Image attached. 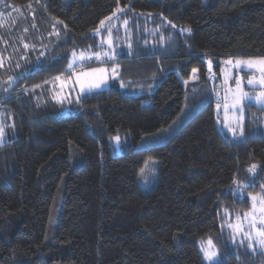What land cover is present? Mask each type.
Masks as SVG:
<instances>
[{"label":"trees","instance_id":"trees-1","mask_svg":"<svg viewBox=\"0 0 264 264\" xmlns=\"http://www.w3.org/2000/svg\"><path fill=\"white\" fill-rule=\"evenodd\" d=\"M7 2L39 3L42 18L59 21L67 40L15 81L0 74V108L16 127L15 137L0 145V264H204L198 241L221 245L231 220L249 210L248 194L264 191V135L224 134L213 100L189 103L184 82L194 68L196 84L205 82L206 56L264 57V0ZM115 15L176 27L160 52L133 45L116 59L122 68L140 66L120 75L126 92L86 94L68 116L34 105L27 88L47 87L67 73L70 52L93 51V32ZM135 76L150 94L132 93L128 79ZM154 134L164 135L158 144L133 148ZM113 137L120 154L110 146ZM147 160L157 161V170L154 186L142 192L136 179ZM237 186L244 197L235 196ZM53 210L57 222L49 232ZM220 250L218 264L264 263L259 252Z\"/></svg>","mask_w":264,"mask_h":264},{"label":"rangeland","instance_id":"rangeland-1","mask_svg":"<svg viewBox=\"0 0 264 264\" xmlns=\"http://www.w3.org/2000/svg\"><path fill=\"white\" fill-rule=\"evenodd\" d=\"M43 12L39 3H32L21 8H15L11 6L7 0H0V74L5 75V80L7 82H13L21 73H27V66L33 65L32 68H39L40 62L47 56V53L51 51L58 44H62L67 40V33L64 26L53 20H45L42 18ZM127 21V24H125ZM151 19L148 17L143 18H127L125 16L115 15L108 18L103 26L98 28L100 34L97 35L96 31L93 32L96 38V47L87 49L85 51H71L70 56L67 62V73L60 75L61 80H56L55 78L49 79L47 81L48 88L45 86L40 87H31L27 88L28 96H31V102L38 107L45 108L48 115L52 116H68L74 114L78 111L79 99L90 93H94L103 88H116L118 90H123L126 92L127 83L124 80L120 79L122 74H131L134 70L140 69V66L133 65L122 68L118 65L119 62L116 61L118 57L124 56L125 52L128 54L129 49L135 46H144L145 51L155 53L160 52L164 49V42L166 43L167 35L171 34L173 31L172 27H168L163 22H158L156 24H151ZM148 24V25H147ZM111 29V36L108 35V29ZM167 29V30H166ZM58 33V34H57ZM170 37V36H169ZM111 40L112 47H108V40ZM165 40V41H164ZM157 41V42H156ZM154 43H159L158 46H154ZM170 43L169 38L167 39V45ZM25 45H28L26 48ZM147 45V46H146ZM96 48V49H95ZM75 52L77 57L81 52L86 56L93 54L95 52H107L110 56L114 57L109 60L107 57L102 56L100 60H96L93 56V59L84 61L76 60L73 69H68V64L73 61L72 53ZM264 58L263 56H253V57H243V56H226L222 58L215 59L214 57L206 56L204 57L206 75L205 82L201 83L202 85L196 84L197 79L193 78V72L188 79L186 86L185 100L189 103L195 104L197 100H206L211 99L214 102V111L217 117L216 123L221 132L229 135L232 138H243L245 132L249 137L264 135V114L254 113L250 110V107L257 109H262L260 105L255 103H249L245 101L244 107V135H237L233 137L232 133L228 131V128L225 127V124H230L233 127L235 126V120L238 116V113L231 109L225 108V104H231V97L227 93L228 87H235L234 79H230L228 84L224 83L225 74L231 75L233 78L237 75L245 77L244 90L252 93V89L247 85L246 78L248 70L243 71L236 69L228 64L225 61L232 59L235 62L236 59H259ZM208 61L212 62V72L208 71ZM217 63V68L215 64ZM90 64H93V67H89ZM97 65V66H95ZM93 68H105L107 69V82L102 84L99 89H95L92 92H81L79 85L75 83L77 76L81 72H88ZM116 69L115 75L112 72V69ZM231 69L229 72L228 70ZM223 70V71H222ZM24 71V72H23ZM122 71L124 73H122ZM255 76L258 78L260 73L255 72ZM210 76L212 78H210ZM197 77V72H196ZM136 79H128L131 85L132 93L135 96L141 94H150L152 90H149L148 84L144 81H139V86H136ZM54 79V80H53ZM52 80V81H51ZM69 82L68 87L61 88V83ZM137 87V89H136ZM140 87V88H139ZM41 89V90H40ZM257 90H259L257 86ZM60 95L63 98L62 102H57L56 96ZM228 95V99L225 97ZM197 97V98H195ZM79 98V99H78ZM142 103H148V100L143 101ZM219 104V108L217 105ZM45 115V114H44ZM8 124V125H7ZM0 126L3 128L9 126V122L5 119L4 114L0 112ZM246 127V128H245ZM16 129V127H14ZM167 133V132H165ZM164 133V134H165ZM16 135V132H14ZM13 135V136H14ZM164 135L154 134L151 136H142L139 141L134 145V149H141L145 146H150L158 144L161 137ZM15 137V136H14ZM13 138V137H12ZM7 140L3 138L0 141V144ZM110 146L113 148V152L116 154L121 153L120 143H117L113 138L110 140ZM147 165V167H146ZM144 170L143 175L141 170ZM157 170V161L147 160L143 166L140 168L137 175V184L142 192L149 191L154 186L155 176ZM256 171V169H255ZM252 175V174H251ZM235 196L242 198L245 196V191L242 187L237 186L235 188ZM250 203H252L250 201ZM251 210V205L248 211ZM54 211V210H53ZM244 212V213H246ZM243 214L237 215L229 224L235 225L238 223L243 224L244 231L237 234L232 228L227 226L229 237L226 238V241L222 242L221 245L215 246V251L218 253L217 260L213 264H218L223 259V254L220 250V247L225 248L227 252L243 251L251 253H261L264 255V248L256 244L255 241H252L253 247H248L250 243L245 239V235L248 232H252L255 235L254 231L250 228L249 223L243 219ZM237 217H240L238 220ZM56 214L55 211L53 215L50 216L48 231H53L56 226ZM260 227V225H257ZM210 238H205L199 240L197 245L202 256L204 264H209V261L205 259L204 253L201 251L202 246L206 247V242ZM214 244V243H213ZM264 264V263H263Z\"/></svg>","mask_w":264,"mask_h":264},{"label":"snow or ice","instance_id":"snow-or-ice-1","mask_svg":"<svg viewBox=\"0 0 264 264\" xmlns=\"http://www.w3.org/2000/svg\"><path fill=\"white\" fill-rule=\"evenodd\" d=\"M59 22V21H58ZM101 26L104 25V21L102 20L100 22ZM125 24H127V21H125ZM172 27H176L175 25H172ZM108 35L111 36V29L108 30ZM184 31L191 32L190 28H185ZM58 34V33H57ZM96 34H100V30L97 29ZM108 47H112V42L109 39L107 41ZM27 48L28 45H25ZM73 55V61L68 64V69H73V66L77 59L80 61H84L85 59L91 60L93 59V56L96 60H100L102 56L107 57L109 60L113 59L114 57L110 56L107 52H95L90 55H85L83 52L79 54L77 57V54L75 52L72 53ZM226 64L239 69L241 71L247 69V78L246 83L247 85L252 89V93H249L248 91L244 90V83H245V77L237 75L234 78L229 75L225 74L224 77V83L227 85L228 81L230 79H234L235 87H228L227 93L231 97V104H225V108L228 109L229 107L233 110H235L238 113V116L235 120V126L233 127L230 124H225V127L228 128V131L232 133L233 137H236L237 135L243 136L244 135V126H243V120H244V107H245V101H248L249 103H255L257 105H260L262 109H264V58L259 59H236L235 62H233L232 59H229L225 61ZM107 69L105 68H93L88 72H81L76 78L75 83L79 85L80 91L83 93L85 91L92 92L95 89H99L102 84H105L107 82ZM208 71L209 73L212 72V62L208 61ZM223 71V70H222ZM229 72L231 69L228 70ZM113 74L115 75L116 69H112ZM193 78L198 79L196 77L197 69H193ZM255 72H259L260 75L257 78L255 76ZM210 78H212L210 76ZM56 80H61L60 76L55 77ZM69 82L62 81L61 88L68 87ZM188 82L185 81V84ZM257 86L259 90H257ZM36 87H39L37 85ZM64 97L60 96L59 94L56 96L57 102H62ZM79 99V98H78ZM225 99H228V95H226ZM219 108V104L217 105ZM4 128L0 126V141L4 138ZM114 140H116L117 143H119V137H113ZM147 167V165H146ZM255 169L256 165H252L248 171L250 174L255 176ZM144 170H141V174L143 175ZM254 184V180H250L248 182V186L252 187ZM261 189H264V185H259ZM248 199L252 202L251 203V210L249 212L244 213L243 219L246 220L249 223L250 228L254 231L255 235H253L252 232H248L245 235V239H247L250 243L248 244V247H253L252 241H255L256 244L260 245L262 248H264V191H262L259 194H248ZM239 220L240 217H237ZM257 225H260V227H257ZM229 227L234 230L237 234L244 231L243 224L238 223L235 225L229 224ZM206 247L201 248V251L204 253V257L206 260L209 261V264H213L214 261L217 260L218 253L215 251V245L213 244V241L209 239L206 242Z\"/></svg>","mask_w":264,"mask_h":264},{"label":"crops","instance_id":"crops-1","mask_svg":"<svg viewBox=\"0 0 264 264\" xmlns=\"http://www.w3.org/2000/svg\"><path fill=\"white\" fill-rule=\"evenodd\" d=\"M47 86H48V85H47ZM47 88H48V87H47ZM40 90H41V89H40ZM0 112H1L2 114H4L5 119H7V121L9 122V126H8V127H7V126L4 127V133H5L4 138H7V140H5L4 142H2V144H3V143H5L6 141H8L10 138H12V137L15 136V135H14V132H16V129L14 128L15 125H14L12 119L10 118V116L6 115V111H5L4 109L0 108ZM7 125H8V124H7ZM13 135H14V136H13ZM0 145H1V144H0Z\"/></svg>","mask_w":264,"mask_h":264}]
</instances>
